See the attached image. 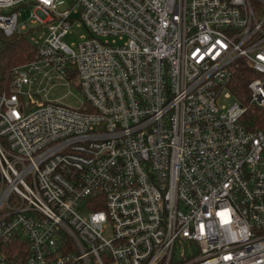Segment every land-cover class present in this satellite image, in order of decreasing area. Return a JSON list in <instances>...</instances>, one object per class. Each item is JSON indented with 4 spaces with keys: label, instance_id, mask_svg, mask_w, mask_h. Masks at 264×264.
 <instances>
[{
    "label": "built area",
    "instance_id": "obj_1",
    "mask_svg": "<svg viewBox=\"0 0 264 264\" xmlns=\"http://www.w3.org/2000/svg\"><path fill=\"white\" fill-rule=\"evenodd\" d=\"M32 26L47 35L0 94L2 245L23 238L26 264H264V126L222 104L244 60L264 108V0H0V36Z\"/></svg>",
    "mask_w": 264,
    "mask_h": 264
},
{
    "label": "trees",
    "instance_id": "obj_2",
    "mask_svg": "<svg viewBox=\"0 0 264 264\" xmlns=\"http://www.w3.org/2000/svg\"><path fill=\"white\" fill-rule=\"evenodd\" d=\"M35 51L36 46L27 35L0 36V94L9 90L13 68L29 62ZM255 78L258 76L250 65L244 60H238L232 68V79L227 87L236 101L248 107L242 123L249 131H256L264 126V108L248 106V84ZM0 256H4L8 264H26L28 244L21 237H14L8 246H3L0 242Z\"/></svg>",
    "mask_w": 264,
    "mask_h": 264
},
{
    "label": "rangeland",
    "instance_id": "obj_3",
    "mask_svg": "<svg viewBox=\"0 0 264 264\" xmlns=\"http://www.w3.org/2000/svg\"><path fill=\"white\" fill-rule=\"evenodd\" d=\"M66 9H68V6H63L60 8V10H66ZM30 14H31L30 7H27V6L24 8L22 7L20 11V15H21L19 19L20 22L27 21ZM37 27L38 26H35L34 28L38 29ZM46 35H47V26L43 28H39L36 33L29 36V39L35 46H39L42 43L43 39L46 37ZM86 35H88V33L85 28H78L77 25H74L73 35L67 37L64 41L68 45H72V44L78 45L83 41L82 37ZM40 90L42 92H45L44 96H46V98H44V100L46 99L47 101H50V102H61L63 104L69 105L70 107H74V108H77L79 103L84 100V97L81 94V92L78 91V89L73 84H71L70 86H67L65 83H63L61 86H57L53 88L52 85H49L48 83L44 82L41 84ZM27 92H28V89L25 88L23 90V93L27 95ZM24 98L27 101V98L26 97ZM234 100L235 99H231L227 101L225 100L222 102V104L226 106H230L231 104L235 102ZM33 101L39 102L37 98H34Z\"/></svg>",
    "mask_w": 264,
    "mask_h": 264
}]
</instances>
